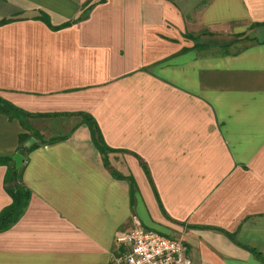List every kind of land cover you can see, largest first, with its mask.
<instances>
[{
    "label": "crops",
    "instance_id": "crops-1",
    "mask_svg": "<svg viewBox=\"0 0 264 264\" xmlns=\"http://www.w3.org/2000/svg\"><path fill=\"white\" fill-rule=\"evenodd\" d=\"M89 1L0 0V97L43 116L28 119L38 142L61 139L20 152L28 131L0 113V157H25L30 192L0 264H109L137 223L191 264H264V0H93L83 14ZM237 35L233 53L195 46Z\"/></svg>",
    "mask_w": 264,
    "mask_h": 264
},
{
    "label": "trees",
    "instance_id": "trees-1",
    "mask_svg": "<svg viewBox=\"0 0 264 264\" xmlns=\"http://www.w3.org/2000/svg\"><path fill=\"white\" fill-rule=\"evenodd\" d=\"M101 1L102 0H99V2H101ZM92 2H93V0H90L85 5V7L83 9V14L87 10H89V8L91 6H93ZM39 19L41 21H43L49 28H52L53 30L63 28V27H67L71 24L70 22H68V23L60 26L59 28H54L50 25L49 19L46 15L41 14ZM80 19L81 18L79 17L74 22H76ZM9 21H11V20H3L1 22V24L5 23V22H9ZM257 25L258 24H255V25H253V27L257 26ZM198 45L202 46L201 44H197L196 46H198ZM0 113L4 114L5 116H7L10 119L18 120L19 123L21 124L22 128L25 129L26 131H28L27 134H21L19 136L18 150L20 152H24V151L26 152L28 150L30 151L31 149H33L39 145H46V144L54 143L56 141L61 140V139H52L48 142H46L44 140H40L38 142V140L36 138L38 134L29 126L28 119H30L32 117H43V116H32L31 114H28V113L16 108L15 106L11 105L7 101L3 100L1 97H0ZM77 116L81 117L82 122L88 126V128L90 130L92 142L95 145V147H97V149L100 151V153L103 155V157L106 158L109 153L115 152V150L109 149L103 143L99 129L97 127V124L95 123V121L93 120L92 117H90L89 115H86V114H82V113L77 114ZM30 139H34L36 142H33L31 145L26 146V143ZM116 152H118V151H116ZM21 156H23V155H21ZM24 162H25V157H24ZM105 165H107V167H108L106 159H105ZM0 166L6 167V173L4 175L3 184H4L5 192L11 198V204L9 206L5 207L0 212V232H4V231L8 230L12 225H14L19 220V218L21 217L23 212L25 211V209L28 205L29 198H30V192L22 182V172H23L22 166L18 170H16L14 168V163H13L12 159L9 157H0ZM110 172H111V175L116 179L127 180L126 178L121 176L116 171L112 170Z\"/></svg>",
    "mask_w": 264,
    "mask_h": 264
},
{
    "label": "built area",
    "instance_id": "built-area-1",
    "mask_svg": "<svg viewBox=\"0 0 264 264\" xmlns=\"http://www.w3.org/2000/svg\"><path fill=\"white\" fill-rule=\"evenodd\" d=\"M114 243L116 248L109 264H191L182 241L145 229L138 223L117 234Z\"/></svg>",
    "mask_w": 264,
    "mask_h": 264
},
{
    "label": "rangeland",
    "instance_id": "rangeland-1",
    "mask_svg": "<svg viewBox=\"0 0 264 264\" xmlns=\"http://www.w3.org/2000/svg\"><path fill=\"white\" fill-rule=\"evenodd\" d=\"M235 38H237V40H235V44L236 45H234V46H232V48H229V49H227V48H208L207 46H205V45H202V51H204V52H206V53H216V54H221V53H233L234 51H238L239 49H241L246 43H247V39H245V37H243V36H240V35H237ZM197 44H200L199 42H197L196 44H195V46L197 45ZM197 48H201V46L200 45H198V46H196ZM53 131V130H52ZM53 133H54V131H53ZM49 137H51V134H49V132H47V134H46V138H49ZM110 154V153H109ZM111 154L110 155H108L107 156V159H108V168L109 169H111V171L113 170V171H116L115 170V168H114V166L112 165V163H111ZM159 233V232H158ZM162 235H164V234H162ZM164 236H166V237H170V236H168V235H164ZM171 238V237H170Z\"/></svg>",
    "mask_w": 264,
    "mask_h": 264
},
{
    "label": "water",
    "instance_id": "water-1",
    "mask_svg": "<svg viewBox=\"0 0 264 264\" xmlns=\"http://www.w3.org/2000/svg\"><path fill=\"white\" fill-rule=\"evenodd\" d=\"M34 142L33 139H30L27 143L26 146L31 145ZM12 161L14 162V168L18 170L23 164H24V157L21 156L19 153H16L12 156Z\"/></svg>",
    "mask_w": 264,
    "mask_h": 264
}]
</instances>
